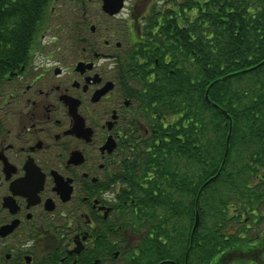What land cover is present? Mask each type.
Returning <instances> with one entry per match:
<instances>
[{"label":"trees","instance_id":"trees-1","mask_svg":"<svg viewBox=\"0 0 264 264\" xmlns=\"http://www.w3.org/2000/svg\"><path fill=\"white\" fill-rule=\"evenodd\" d=\"M53 1L0 0V76L21 66ZM165 1L147 45L119 54L131 77L157 73L141 99L151 133L120 174L121 202L137 207L125 222L143 235L127 264H264V235L227 225L264 217V0Z\"/></svg>","mask_w":264,"mask_h":264},{"label":"flooded vegetation","instance_id":"flooded-vegetation-1","mask_svg":"<svg viewBox=\"0 0 264 264\" xmlns=\"http://www.w3.org/2000/svg\"><path fill=\"white\" fill-rule=\"evenodd\" d=\"M165 2L124 0L110 15L98 0L96 18L82 8L74 58L35 42L0 76V264H127L136 251L143 235L125 222L137 207L121 202L120 174L132 140L151 133L141 99L157 73L131 77L118 50L147 45Z\"/></svg>","mask_w":264,"mask_h":264},{"label":"rangeland","instance_id":"rangeland-1","mask_svg":"<svg viewBox=\"0 0 264 264\" xmlns=\"http://www.w3.org/2000/svg\"><path fill=\"white\" fill-rule=\"evenodd\" d=\"M97 1L98 0H85L84 2H83V0H54L48 9V19L44 23V28L42 29L40 34H38V36H37L38 37L36 40L37 45L40 46V43H43V41H45V40H54L57 53L65 52V55L71 54V55H73V58H74V52L73 51L71 52V50H73V49L75 50L74 45L77 44L79 46V43H77V40L79 39V36L81 35V27L84 24V20L82 17L84 13L82 12L83 11L82 8L84 7V10H88L89 15L101 13V11H99V8L96 5H94V3H96ZM132 2H133V0H126L125 7H127V8L130 7V4ZM163 2H164V0H163ZM160 6L163 7L164 4L160 5ZM96 8H98V12L96 11L97 10ZM128 13H129L128 10L125 8V10H123V12H121V15L118 18H120V17L128 18L129 17ZM92 18H96V16L92 15ZM89 22L96 23V20L92 19ZM43 35H46L44 37L45 38L44 40H43ZM121 40L124 41V44H126V39L122 38ZM129 49H130L129 47H122L118 50V52L121 55L124 54L126 57L127 55L129 56V52H128ZM131 50H133V49H131ZM79 51H80V49H79ZM70 62H72V58L70 59ZM263 78H264V75H263ZM225 115H227V114H225ZM205 116H206V118H209V116H210L209 111L205 112ZM213 131L214 130L211 128L208 131V133L206 134V136H212ZM228 137H229V135H228ZM228 142H229V140L227 138V143ZM252 148H255V147H251V149ZM246 149H248V147L244 148V150L242 151V154L247 153ZM261 207L263 208L264 204ZM124 218L128 219V216L126 215V216H124ZM211 220H213V218ZM178 224L181 227H183L184 221L179 220ZM212 224H213V221L211 222V226H212ZM232 224L234 226L235 233L237 232L238 229L240 230L243 225L245 227L249 226V228H250V226L254 227L252 230H255V229L259 230L258 233H260V235L262 232H264V226H263L264 223L262 224L263 228L259 229V226L257 228L256 225L254 224L253 220H251L249 218L246 222L244 221L243 223H239L237 221H231V222L227 223V225L229 227H232ZM135 240H137V239H135ZM133 249H134V247L129 248L128 252L126 253V256H131V254L134 253Z\"/></svg>","mask_w":264,"mask_h":264},{"label":"water","instance_id":"water-1","mask_svg":"<svg viewBox=\"0 0 264 264\" xmlns=\"http://www.w3.org/2000/svg\"><path fill=\"white\" fill-rule=\"evenodd\" d=\"M103 1V9L105 12L109 13L110 15H114L117 14L118 12H120V10L123 8L124 6V0H102ZM208 97V94H207ZM223 110V109H222ZM223 112L225 114H227L228 117H230V115H228L226 110H223ZM230 136V135H229ZM229 140V137H228ZM227 152V151H226ZM205 185V184H204ZM203 185V186H204ZM200 223V214L197 211L196 212V219H195V223L193 226V231H192V235L194 234V232L196 231L198 225ZM186 264V263H185Z\"/></svg>","mask_w":264,"mask_h":264}]
</instances>
